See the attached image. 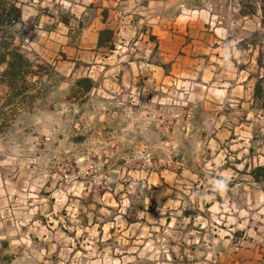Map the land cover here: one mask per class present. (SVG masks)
<instances>
[{
	"label": "rangeland",
	"instance_id": "1",
	"mask_svg": "<svg viewBox=\"0 0 264 264\" xmlns=\"http://www.w3.org/2000/svg\"><path fill=\"white\" fill-rule=\"evenodd\" d=\"M6 1L30 67L0 82V264L262 246L264 0Z\"/></svg>",
	"mask_w": 264,
	"mask_h": 264
},
{
	"label": "trees",
	"instance_id": "2",
	"mask_svg": "<svg viewBox=\"0 0 264 264\" xmlns=\"http://www.w3.org/2000/svg\"><path fill=\"white\" fill-rule=\"evenodd\" d=\"M21 10L14 3L0 0V82L7 85L23 80L28 73L30 61L13 45L8 28L20 22ZM111 31L98 32L97 45L102 46L109 40ZM90 82L89 79H86Z\"/></svg>",
	"mask_w": 264,
	"mask_h": 264
},
{
	"label": "crops",
	"instance_id": "3",
	"mask_svg": "<svg viewBox=\"0 0 264 264\" xmlns=\"http://www.w3.org/2000/svg\"><path fill=\"white\" fill-rule=\"evenodd\" d=\"M260 65V63H259ZM258 158L264 159V152L260 153L259 155H257ZM260 165H264V163H259L258 165H248L247 168L245 169V172L247 173V176L249 178H251L252 183L253 184H257L259 181L256 179L254 172H255V168H257V166ZM252 168V170H251ZM235 169H233L232 171H234ZM238 171V170H237ZM237 171H235L236 173H238ZM233 176V175H232ZM264 183L261 182V184ZM263 186V185H262ZM262 186L260 187H256L254 192L256 195L260 196V201L259 203L253 204V208H258L261 210H264V189H262ZM234 187H232L233 189ZM249 208H251L250 206H248ZM260 221L263 222L264 224V216L260 217ZM262 246H258V244H256V246L252 245L253 249L252 250H240L238 252H233V253H228L226 254V258H231V260H233V264H264V243L261 244Z\"/></svg>",
	"mask_w": 264,
	"mask_h": 264
}]
</instances>
